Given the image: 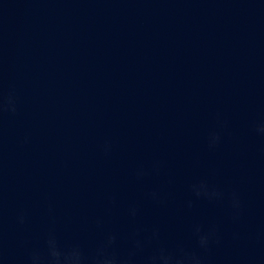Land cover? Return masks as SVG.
<instances>
[{
    "label": "water",
    "instance_id": "1",
    "mask_svg": "<svg viewBox=\"0 0 264 264\" xmlns=\"http://www.w3.org/2000/svg\"><path fill=\"white\" fill-rule=\"evenodd\" d=\"M10 89L0 264H26L49 230L88 253L117 233L123 256L133 232L153 228L160 239L145 252L163 244L204 264H264V136L254 131L264 121V0H0V91ZM154 161L160 173L137 181L135 169ZM200 181L224 198H196ZM157 188L163 204L147 197ZM196 224L217 226L221 242L201 250Z\"/></svg>",
    "mask_w": 264,
    "mask_h": 264
},
{
    "label": "clouds",
    "instance_id": "2",
    "mask_svg": "<svg viewBox=\"0 0 264 264\" xmlns=\"http://www.w3.org/2000/svg\"><path fill=\"white\" fill-rule=\"evenodd\" d=\"M8 112L15 115L17 112L15 91L10 89L5 96L0 91V115ZM223 127V125H222ZM254 131L264 136V121L254 125ZM222 136L220 131H212L207 138L208 147L215 149L221 142ZM112 143L106 140L102 145L103 153L108 156L112 152ZM162 168L161 161H154L150 169L143 165L137 167L134 176L137 181H143L152 173L159 174ZM191 191L196 198H205L209 201H218L224 198V193L218 188L209 185L206 181H200L191 185ZM147 197L156 204L165 203V193L161 189H153L147 193ZM115 203V198H112ZM229 203L231 208V218L238 221L242 214V202L237 192L232 191L229 195ZM187 206H192V201L187 202ZM52 209L49 208L51 213ZM139 206L131 203L128 206V215L135 218L138 215ZM26 215L21 212L17 216V222L24 224ZM100 224L102 221L97 220ZM140 231L137 229L130 235L131 248L126 255H120L115 251L118 240L117 233H107L104 239L96 246L92 253H88L79 243L62 246L55 234L54 230H49L45 248L32 249L27 257L26 264H204V258L192 251H188L183 247L170 249L163 244H158L151 251L145 252L146 245L152 241H159L160 233L158 228H153L151 234L142 239ZM193 234L197 239L198 247L204 252L209 251L213 244H219L221 237L219 228L212 226L208 230H204L201 225L193 226ZM2 256V251H0Z\"/></svg>",
    "mask_w": 264,
    "mask_h": 264
}]
</instances>
